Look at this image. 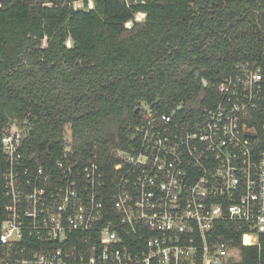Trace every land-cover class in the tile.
Listing matches in <instances>:
<instances>
[{"label": "built area", "instance_id": "obj_1", "mask_svg": "<svg viewBox=\"0 0 264 264\" xmlns=\"http://www.w3.org/2000/svg\"><path fill=\"white\" fill-rule=\"evenodd\" d=\"M26 134L15 121L1 138L0 264H231L239 248L218 235L224 223L242 230L241 244L257 247L264 264V66L256 61L234 65L203 118L145 110L113 180L97 157L80 164L69 143L56 172L36 164Z\"/></svg>", "mask_w": 264, "mask_h": 264}, {"label": "trees", "instance_id": "obj_2", "mask_svg": "<svg viewBox=\"0 0 264 264\" xmlns=\"http://www.w3.org/2000/svg\"><path fill=\"white\" fill-rule=\"evenodd\" d=\"M88 1L0 0L1 172V138L17 121L36 164L56 172L69 143L113 180L145 110L203 118L237 62L264 66V0ZM7 203L1 177L0 225ZM217 231L240 250L231 264H260L237 225Z\"/></svg>", "mask_w": 264, "mask_h": 264}, {"label": "rangeland", "instance_id": "obj_3", "mask_svg": "<svg viewBox=\"0 0 264 264\" xmlns=\"http://www.w3.org/2000/svg\"><path fill=\"white\" fill-rule=\"evenodd\" d=\"M231 254L234 255L237 259L241 258L240 251L238 249H231Z\"/></svg>", "mask_w": 264, "mask_h": 264}, {"label": "bare ground", "instance_id": "obj_4", "mask_svg": "<svg viewBox=\"0 0 264 264\" xmlns=\"http://www.w3.org/2000/svg\"><path fill=\"white\" fill-rule=\"evenodd\" d=\"M247 239H249V238L247 237ZM248 241H249V240H248ZM248 241H247V242H248Z\"/></svg>", "mask_w": 264, "mask_h": 264}, {"label": "water", "instance_id": "obj_5", "mask_svg": "<svg viewBox=\"0 0 264 264\" xmlns=\"http://www.w3.org/2000/svg\"><path fill=\"white\" fill-rule=\"evenodd\" d=\"M137 111H139V109H137Z\"/></svg>", "mask_w": 264, "mask_h": 264}]
</instances>
